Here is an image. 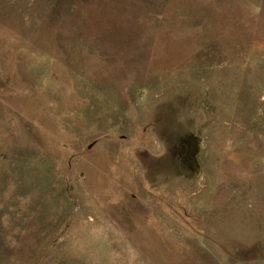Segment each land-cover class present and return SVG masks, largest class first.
I'll list each match as a JSON object with an SVG mask.
<instances>
[{
    "label": "rangeland",
    "instance_id": "374dc122",
    "mask_svg": "<svg viewBox=\"0 0 264 264\" xmlns=\"http://www.w3.org/2000/svg\"><path fill=\"white\" fill-rule=\"evenodd\" d=\"M0 264H264V0H0Z\"/></svg>",
    "mask_w": 264,
    "mask_h": 264
}]
</instances>
